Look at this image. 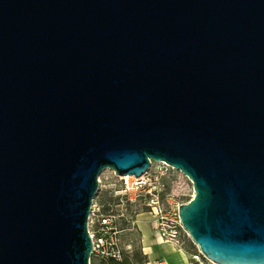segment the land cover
I'll use <instances>...</instances> for the list:
<instances>
[{
  "label": "water",
  "instance_id": "95a60500",
  "mask_svg": "<svg viewBox=\"0 0 264 264\" xmlns=\"http://www.w3.org/2000/svg\"><path fill=\"white\" fill-rule=\"evenodd\" d=\"M166 163L213 264H264V0H0V264H91L106 170Z\"/></svg>",
  "mask_w": 264,
  "mask_h": 264
},
{
  "label": "built area",
  "instance_id": "2783aa9c",
  "mask_svg": "<svg viewBox=\"0 0 264 264\" xmlns=\"http://www.w3.org/2000/svg\"><path fill=\"white\" fill-rule=\"evenodd\" d=\"M153 164L152 162L151 166ZM150 171L151 168L145 176L139 178L119 177L114 173V182L106 184L99 178L101 187L103 186L102 188L110 193L111 201L101 205H96L94 202L92 207L88 225L93 244L91 264L94 260L104 263L122 262L128 255L123 245V236L138 224L140 215L137 211H132V204L138 200H142L149 210L152 230L157 239L179 249H182L185 237L191 239L180 219L181 205L165 204L163 199L165 185L157 187L158 177L152 175ZM132 192H135L134 198ZM192 259L196 264H206L200 260L199 255H192ZM148 264L170 263L165 258H159L149 261Z\"/></svg>",
  "mask_w": 264,
  "mask_h": 264
},
{
  "label": "rangeland",
  "instance_id": "374dc122",
  "mask_svg": "<svg viewBox=\"0 0 264 264\" xmlns=\"http://www.w3.org/2000/svg\"><path fill=\"white\" fill-rule=\"evenodd\" d=\"M150 173L155 177H158L157 187L165 185V191L163 192V199L166 205L177 206L190 202L195 195L193 183L188 177H185L182 173L174 171L168 168L164 164L154 163L151 167ZM114 172L106 170L100 177L104 184L114 182ZM100 183V182H99ZM103 187V186H102ZM100 184V191L95 199L96 205H101L111 201V195L104 190ZM135 197V192H132V198ZM113 201V200H112ZM170 203V204H169ZM132 211H137L140 215L138 224L131 231L127 232L123 236V245L128 252V259L130 264H148L149 260L144 252V239L145 234L140 228V222H144L147 225L151 238L155 241V234L152 230V217L149 215V210L145 207L144 202L138 200L132 204ZM187 254L191 264H195L192 259V255H199L200 260L208 264L203 255L200 254L199 248L191 239L185 237L184 245L182 247ZM92 264H105L98 260L92 261Z\"/></svg>",
  "mask_w": 264,
  "mask_h": 264
},
{
  "label": "crops",
  "instance_id": "0c3cea01",
  "mask_svg": "<svg viewBox=\"0 0 264 264\" xmlns=\"http://www.w3.org/2000/svg\"><path fill=\"white\" fill-rule=\"evenodd\" d=\"M181 251H183L187 261L183 257L184 255L181 254ZM144 252L149 261L165 258L170 264H191L187 254L183 249H179L174 245L166 244L159 239L157 241L153 240L149 230L147 232V236H145L144 239Z\"/></svg>",
  "mask_w": 264,
  "mask_h": 264
},
{
  "label": "bare ground",
  "instance_id": "6f19581e",
  "mask_svg": "<svg viewBox=\"0 0 264 264\" xmlns=\"http://www.w3.org/2000/svg\"><path fill=\"white\" fill-rule=\"evenodd\" d=\"M153 163H156V162H153ZM157 164H164V165H166L167 167L169 166V165H167L166 163H161V162H157ZM170 167V166H169ZM171 168V167H170ZM172 170H174V171H177V172H180L179 170H177V169H174V168H171ZM109 171V170H108ZM181 173V172H180ZM185 176V175H184ZM186 177V176H185ZM128 178H134L133 176H128ZM194 197V196H193ZM140 228H141V230L144 232V234H145V236H147V232H148V229H146L147 228V225H145V223L144 222H140ZM181 254L182 255H184L183 254V251H181ZM184 258H185V260L187 261V258H186V256L184 255L183 256Z\"/></svg>",
  "mask_w": 264,
  "mask_h": 264
},
{
  "label": "trees",
  "instance_id": "16d2710c",
  "mask_svg": "<svg viewBox=\"0 0 264 264\" xmlns=\"http://www.w3.org/2000/svg\"><path fill=\"white\" fill-rule=\"evenodd\" d=\"M128 258H129V257H128V255H127V256L125 257V259H124L122 262H114V261H112V262H108V263H105V264H130Z\"/></svg>",
  "mask_w": 264,
  "mask_h": 264
}]
</instances>
